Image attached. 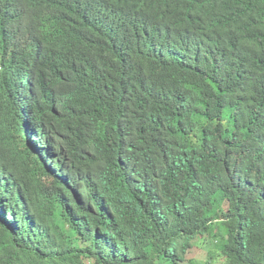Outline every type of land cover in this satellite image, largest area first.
I'll use <instances>...</instances> for the list:
<instances>
[{"label": "trees", "instance_id": "trees-1", "mask_svg": "<svg viewBox=\"0 0 264 264\" xmlns=\"http://www.w3.org/2000/svg\"><path fill=\"white\" fill-rule=\"evenodd\" d=\"M0 264H264V0H0Z\"/></svg>", "mask_w": 264, "mask_h": 264}, {"label": "rangeland", "instance_id": "rangeland-1", "mask_svg": "<svg viewBox=\"0 0 264 264\" xmlns=\"http://www.w3.org/2000/svg\"><path fill=\"white\" fill-rule=\"evenodd\" d=\"M205 243V244H204ZM204 244V245H203ZM203 245V247L204 248H209L210 247V242L209 241H199V240H197L196 242H195V244H194V248H193V250H192V252H193V254H192V257L193 258H195V259H197V258H199V257H197V255L202 251V249H201V247L200 246H202ZM203 252V251H202ZM201 257H203V256H201ZM202 259V258H201Z\"/></svg>", "mask_w": 264, "mask_h": 264}]
</instances>
